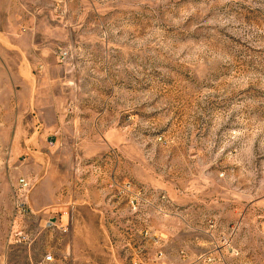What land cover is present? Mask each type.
Returning a JSON list of instances; mask_svg holds the SVG:
<instances>
[{
	"label": "rangeland",
	"instance_id": "rangeland-1",
	"mask_svg": "<svg viewBox=\"0 0 264 264\" xmlns=\"http://www.w3.org/2000/svg\"><path fill=\"white\" fill-rule=\"evenodd\" d=\"M62 1L54 143L0 89V264H264V0Z\"/></svg>",
	"mask_w": 264,
	"mask_h": 264
},
{
	"label": "crops",
	"instance_id": "crops-1",
	"mask_svg": "<svg viewBox=\"0 0 264 264\" xmlns=\"http://www.w3.org/2000/svg\"><path fill=\"white\" fill-rule=\"evenodd\" d=\"M61 2L0 0V89L12 88L11 102L16 104L18 118L27 113L31 120L26 144L29 149L38 148L37 143L44 140L54 143L51 135L60 134L68 102V84L53 50L58 33L50 36L44 26L49 9ZM64 211L60 225H64ZM186 249L178 251V258L190 262Z\"/></svg>",
	"mask_w": 264,
	"mask_h": 264
},
{
	"label": "built area",
	"instance_id": "built-area-1",
	"mask_svg": "<svg viewBox=\"0 0 264 264\" xmlns=\"http://www.w3.org/2000/svg\"><path fill=\"white\" fill-rule=\"evenodd\" d=\"M31 188V182L25 178H21L18 181L17 185V194H16V202H15V211L17 213L18 217H26L29 215V210L26 206V192ZM162 199H165L163 196ZM62 260H58L54 254L51 253H45L40 257L38 261H36L35 264H59Z\"/></svg>",
	"mask_w": 264,
	"mask_h": 264
}]
</instances>
